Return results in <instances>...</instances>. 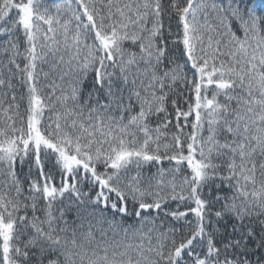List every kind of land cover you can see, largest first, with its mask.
Instances as JSON below:
<instances>
[{
  "label": "snow or ice",
  "instance_id": "1",
  "mask_svg": "<svg viewBox=\"0 0 264 264\" xmlns=\"http://www.w3.org/2000/svg\"><path fill=\"white\" fill-rule=\"evenodd\" d=\"M0 264H264V13L0 0Z\"/></svg>",
  "mask_w": 264,
  "mask_h": 264
},
{
  "label": "trees",
  "instance_id": "2",
  "mask_svg": "<svg viewBox=\"0 0 264 264\" xmlns=\"http://www.w3.org/2000/svg\"><path fill=\"white\" fill-rule=\"evenodd\" d=\"M248 4L250 7H253L254 9L257 10L258 13H264V0H248ZM47 70V69H45ZM90 84H91V78H89L88 81L85 82V90H88V88H90ZM24 105L22 104L21 110H23ZM167 166V165H165ZM28 168L27 165L24 166L23 170L21 171V168L19 166V164L17 165V172L18 174H20L21 178H23V175L25 173H27ZM87 191V189H85ZM173 207H175V205H173ZM135 221L134 220H128L126 221V224H133L135 225Z\"/></svg>",
  "mask_w": 264,
  "mask_h": 264
}]
</instances>
